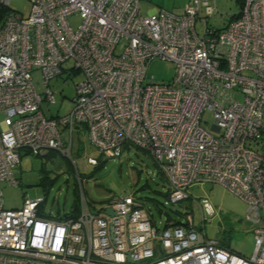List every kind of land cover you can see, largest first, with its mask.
<instances>
[{
	"label": "built area",
	"instance_id": "2783aa9c",
	"mask_svg": "<svg viewBox=\"0 0 264 264\" xmlns=\"http://www.w3.org/2000/svg\"><path fill=\"white\" fill-rule=\"evenodd\" d=\"M10 1L0 0V182H19L21 150L69 156L82 125L101 155L119 157L131 146L150 154L172 202L187 198L195 182L227 188L246 203L255 243L245 258L208 238L189 214L158 228L128 193L92 212L77 174L76 215H41L40 197L5 208L0 188V264H264V0H244L225 27L205 24L201 34L196 22L202 8L216 11L211 0H189L180 14L145 15L140 0H30L27 17ZM72 16L80 18L75 27ZM157 57L175 64L168 82L147 80ZM65 71L81 74L73 106L46 117L42 102H55L48 82ZM206 110L211 130L201 125Z\"/></svg>",
	"mask_w": 264,
	"mask_h": 264
},
{
	"label": "rangeland",
	"instance_id": "374dc122",
	"mask_svg": "<svg viewBox=\"0 0 264 264\" xmlns=\"http://www.w3.org/2000/svg\"><path fill=\"white\" fill-rule=\"evenodd\" d=\"M189 0H140L142 14L150 9H165L176 12L185 7ZM214 1V4H213ZM216 11L209 15L202 8L196 22V30L202 33L204 25L221 29L231 20L232 15L239 13L241 7L237 0H211ZM10 7L27 17L31 10L30 0H11ZM75 27L80 23L79 16L69 18ZM72 62L63 64L69 68ZM175 64L170 60L153 58L147 67V80L168 82L174 76ZM245 75H250L246 72ZM80 72L66 71L53 77L48 87L54 93L55 102L43 101L41 110L46 117L62 116L68 113L72 100L76 95V83L80 80ZM33 83L37 92L43 94L45 85L39 71L33 73ZM236 99L243 101L241 93ZM0 113V120L3 119ZM214 121L212 112L202 113L201 125L211 130ZM62 136L68 143V132ZM213 131V130H212ZM215 133V131H213ZM96 158L97 165H91L89 158ZM152 156L141 149L131 146L119 157H107L99 154L91 144L86 129L77 125L73 130V143L69 156L58 151L40 156L20 151V162L15 168L17 184L0 182L5 208H20L25 196L40 197L44 201L40 205L48 216L58 218L69 213L80 196L77 174H80L85 198L92 212L106 206L107 202L121 194H131L150 211L152 223L158 228L165 226L166 220H184L189 214L193 216V224L201 228L206 236L218 240L235 253L250 258L254 251V223L248 219L247 205L238 196L224 186L212 182H195L185 188L187 198L172 202L164 193L168 184L158 173ZM206 200L208 210L201 209L195 202ZM160 208V209H159Z\"/></svg>",
	"mask_w": 264,
	"mask_h": 264
},
{
	"label": "trees",
	"instance_id": "16d2710c",
	"mask_svg": "<svg viewBox=\"0 0 264 264\" xmlns=\"http://www.w3.org/2000/svg\"><path fill=\"white\" fill-rule=\"evenodd\" d=\"M243 1L244 0H237V2H238V4L240 5V7H242V4H243ZM237 16V14L236 15H232V17H231V19H233V18H235ZM206 26L207 27H209L208 25H207V23H206ZM212 28V27H211ZM213 29H215V28H213ZM145 152V151H144ZM51 153V152H50ZM49 153V154H50ZM147 153V152H146ZM48 154V155H49ZM155 163V162H154ZM155 165H157L156 163H155ZM158 166V165H157ZM158 168V173L160 174V176H161V178H164L165 180H166V178H165V176H164V174H163V172L160 170V168L159 167H157ZM166 182H167V180H166ZM168 184V183H167ZM166 196H168L169 197V186H168V188H167V190H166V192L164 193ZM169 199V198H168ZM143 204V203H142ZM79 209H80V201H79V197H78V194H77V198H76V201H75V205L73 206V208H72V210L70 211V212H72V213H74L75 215L76 214H78V212H79ZM160 209V208H159ZM148 210V209H147ZM41 212V215L43 214L44 215V213L42 212V210H40ZM148 212H149V214H150V211L148 210ZM47 215V214H46ZM48 216V215H47ZM182 220H178V219H171V218H169V219H167L166 220V223H165V226L166 225H168V224H170V223H173V222H176V223H178V222H181ZM221 244V243H220ZM222 245V244H221ZM224 246V245H223ZM228 248V247H227Z\"/></svg>",
	"mask_w": 264,
	"mask_h": 264
},
{
	"label": "crops",
	"instance_id": "0c3cea01",
	"mask_svg": "<svg viewBox=\"0 0 264 264\" xmlns=\"http://www.w3.org/2000/svg\"><path fill=\"white\" fill-rule=\"evenodd\" d=\"M186 4H187V3H186ZM186 4H185V5H186ZM155 9H156V8H152V9H150L148 13L153 12ZM182 11H183V8L180 9V10H177L176 12H173V13L180 14ZM169 12H171V11H169ZM148 13H147V14H148ZM79 126L83 127L82 125H77V127H79ZM83 129H85V128L83 127Z\"/></svg>",
	"mask_w": 264,
	"mask_h": 264
},
{
	"label": "water",
	"instance_id": "95a60500",
	"mask_svg": "<svg viewBox=\"0 0 264 264\" xmlns=\"http://www.w3.org/2000/svg\"><path fill=\"white\" fill-rule=\"evenodd\" d=\"M106 211L109 213V214H113L112 210L110 208H107Z\"/></svg>",
	"mask_w": 264,
	"mask_h": 264
},
{
	"label": "clouds",
	"instance_id": "9594fccd",
	"mask_svg": "<svg viewBox=\"0 0 264 264\" xmlns=\"http://www.w3.org/2000/svg\"><path fill=\"white\" fill-rule=\"evenodd\" d=\"M80 175V174H79Z\"/></svg>",
	"mask_w": 264,
	"mask_h": 264
}]
</instances>
